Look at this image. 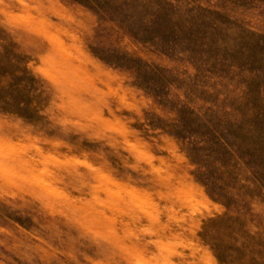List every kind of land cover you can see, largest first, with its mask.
Returning a JSON list of instances; mask_svg holds the SVG:
<instances>
[{"label":"rangeland","instance_id":"1","mask_svg":"<svg viewBox=\"0 0 264 264\" xmlns=\"http://www.w3.org/2000/svg\"><path fill=\"white\" fill-rule=\"evenodd\" d=\"M0 264H264V0H0Z\"/></svg>","mask_w":264,"mask_h":264}]
</instances>
